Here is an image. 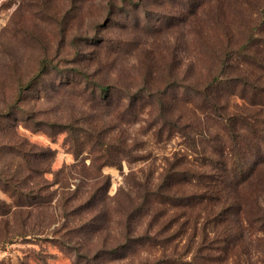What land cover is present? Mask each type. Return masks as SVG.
I'll return each instance as SVG.
<instances>
[{
    "label": "rangeland",
    "instance_id": "1",
    "mask_svg": "<svg viewBox=\"0 0 264 264\" xmlns=\"http://www.w3.org/2000/svg\"><path fill=\"white\" fill-rule=\"evenodd\" d=\"M261 8L264 0H0V201L11 206L0 214V260L92 264L77 252L116 249L100 264L189 261L203 221L193 230L190 217L200 205L154 201L133 213L166 170L204 169L195 160L200 130H220L189 87L203 89L214 76L263 85L250 60L264 59L260 44L229 65L219 57L245 41ZM97 83L109 86L111 101L95 93ZM217 89L227 111L245 106L242 86ZM187 137L199 141L198 154ZM13 189L25 203L39 194L49 201L16 207ZM171 191L197 190L179 182ZM236 227L235 261L222 264H264V234ZM144 233L168 240L137 244L122 258L129 237Z\"/></svg>",
    "mask_w": 264,
    "mask_h": 264
},
{
    "label": "trees",
    "instance_id": "2",
    "mask_svg": "<svg viewBox=\"0 0 264 264\" xmlns=\"http://www.w3.org/2000/svg\"><path fill=\"white\" fill-rule=\"evenodd\" d=\"M260 15L259 23L250 28L245 41L238 48L230 49L225 46L222 49L219 54L222 65H229L235 56L240 59L247 58L246 54L256 43L264 48V33H262L264 8H261ZM252 56L250 60L264 71V59H258L255 54ZM231 84L236 88L242 86L243 91L246 88L250 90L246 91L250 92L249 94L240 91L239 97L244 101L242 105H245L240 110L227 111L228 105L217 103V88L230 87ZM96 86L95 93L101 95L104 102L111 101L113 93L109 90V86L102 83H97ZM190 90L202 95L203 100L198 104V108H205L206 118L220 130L216 132L208 129L200 130L201 154H198L199 141L187 137L188 143L191 144L189 148L198 154V159L195 160H198L199 167L204 169L166 170L156 190H147L140 195L141 201L133 214L140 216L146 213L154 201L172 203L176 206L183 204L191 208L200 205L204 215H201L199 210L198 215L192 214L190 217L193 230L196 229L199 219L203 217L198 246L194 249L191 259L182 264H222L235 256L238 223L241 231H247V235L264 234V83L261 86L241 76H214L203 89L189 87ZM190 93L192 94V91ZM132 98L133 95H130L129 101ZM173 123L176 128H184V125L179 126L177 121ZM57 126L70 133L74 131L71 124L58 123ZM85 132L91 134L89 130ZM89 146L93 147V144ZM255 181L260 184L257 190L251 188ZM179 182L189 183L197 191L188 195L172 193L171 188ZM247 188L249 190L245 191ZM11 195L16 196L14 202L16 207L26 204L31 206L34 203L41 205L49 201L46 200V195L39 194L37 201L25 203L22 199V191L18 189H13ZM10 208L11 206H7L4 201H0L1 215L8 214ZM192 236L194 234H191ZM166 240L145 233L137 237H129V241L121 247L125 250L121 253V257H129L131 252L135 253L137 244L147 242L153 247L156 245L163 247ZM115 250L100 249L91 257L80 254L79 251L77 254L83 258V262L96 260L92 264H100L101 261L112 258L111 252ZM163 257V261L170 263L180 261L177 256L164 254ZM0 264L13 263L10 260H0Z\"/></svg>",
    "mask_w": 264,
    "mask_h": 264
}]
</instances>
